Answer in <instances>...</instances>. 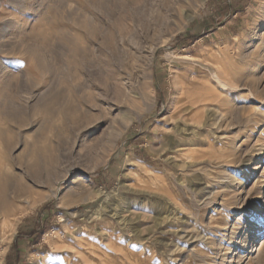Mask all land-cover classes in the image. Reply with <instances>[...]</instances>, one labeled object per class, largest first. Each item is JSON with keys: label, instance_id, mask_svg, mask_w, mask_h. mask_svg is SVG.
<instances>
[{"label": "rangeland", "instance_id": "rangeland-1", "mask_svg": "<svg viewBox=\"0 0 264 264\" xmlns=\"http://www.w3.org/2000/svg\"><path fill=\"white\" fill-rule=\"evenodd\" d=\"M203 1L0 0V176L58 160L0 264H264V0Z\"/></svg>", "mask_w": 264, "mask_h": 264}, {"label": "bare ground", "instance_id": "bare-ground-1", "mask_svg": "<svg viewBox=\"0 0 264 264\" xmlns=\"http://www.w3.org/2000/svg\"><path fill=\"white\" fill-rule=\"evenodd\" d=\"M190 1L191 0H182L183 6H184V4L189 3ZM205 1L206 0H204L203 2H205ZM131 2H132L133 5L136 6V7H133L132 6V8H131V12H132V10L133 11L134 10L136 11L138 5L141 4L142 0H131ZM124 3H125V1H124ZM127 3H129V2H127ZM147 3H148V1H147ZM126 6H125V8L127 9ZM181 6L182 5H179V7H181ZM121 9H123V7ZM129 9H130V7H129ZM147 9H148V7H147ZM123 10H121V11L124 12L125 10L124 11ZM139 11L140 10H138V13H139ZM179 11H177V12L179 13ZM126 13H127V11H126ZM144 14H145V12H144ZM129 16L131 17L132 21L134 22V20L136 19L135 16H134V14H131ZM145 18H146V16H145ZM127 19H129V18H127ZM135 25H136V23H135ZM72 88H70V90H68V91H66L67 89L63 90V93L64 94H61L60 93L63 97L61 95H58L57 94V93H59V91L58 92H56V91L55 92H52V93L57 94L56 96H61V97H56L55 96V98H51L50 97L51 95L49 94L50 95L49 98H51V99L48 98L49 100L47 102L45 101L47 99V95H46V97L44 96L46 98V99L44 98L45 99L44 101L47 104L42 99V102H44L43 108L45 107L44 108V111H45V115L46 116H45V119H44V124H45V129L46 130L52 131L53 128H54V124L57 123V120H58L57 118H60V117H63L64 119H66L68 121L72 120V123H74L75 121H77V123H78V121L80 120V119H78L79 116L81 118L83 117L84 119L86 118L85 117L86 115H83L82 116V113H80V109L82 107L80 109H79V107L81 105L80 106L77 105V103L80 102L79 101V98H78V95L80 94V91L78 89H72ZM64 91H66V92H64ZM52 97H54V96H52ZM100 106L101 105H99V107ZM83 108H84V106H83ZM100 109H99V111H100ZM101 110H103V108ZM85 111H87V110H85ZM100 112H102V111H100ZM1 113H4V112H1L0 111V114ZM8 116L10 117V116H13V115H8ZM12 119H15V118H12ZM12 119H11V121H15V120H12ZM86 120H87V118H86ZM92 120L89 119L90 122ZM83 122L84 121H82V123ZM17 125L20 128H22V129H25V128L28 127V125H26V123L23 122V121L17 123ZM74 126L75 125H73V127ZM68 131H69V129H68ZM3 132H4L3 129H1V127H0V135H2ZM42 138H43V136H42ZM57 139H58V143H60V141L62 140L59 135L57 136ZM44 140H45V143H43V141H41V139L37 136L36 137V140L33 142V144H31L32 145L31 148H30L31 150H29V153H28V155L30 156V160H29V163L30 164L28 166L30 168L29 171L32 172V182H31L32 185H31V183L25 182L24 181L25 180L24 178H23L24 180L23 179L14 180V179H11L10 176H5V175L0 176V235L4 238V240H8L14 234L15 225H16V222L19 219L18 216L24 212L22 210V208H21L22 207V203L25 202V199L30 198L33 195H35L34 194L35 193L34 187H43L44 185H49L50 182L52 181L53 177H54V174H55L54 173V171H55V165H57V161L58 160L55 157L51 156L50 155V152L51 151H54L55 147L53 148V146L46 145V143L48 142V138L46 136H45V139ZM26 148H28V147H26ZM26 166H27V164H26ZM27 169H28V167H27ZM53 194H55V193H53ZM48 198H49V195L48 196L47 195L46 196H43L42 198L39 197V199H36V200L34 199V201L32 203V206H36L37 203H41L42 201L47 200ZM112 211H114V210H112ZM263 229H264V226L258 228V231L259 232H258L257 236H255V237L261 236L263 234ZM262 239H264V237L259 238L258 241H261ZM245 242L246 241H244V239H243V244ZM257 242H254L253 247L259 246L260 244H263L264 243V241L263 242L261 241L262 243H257ZM243 251H244V253L247 252V248H246L245 245H243ZM230 252H231V250H230ZM246 257H248V256H245L244 258H242L240 260V262L242 263L245 260Z\"/></svg>", "mask_w": 264, "mask_h": 264}, {"label": "crops", "instance_id": "crops-1", "mask_svg": "<svg viewBox=\"0 0 264 264\" xmlns=\"http://www.w3.org/2000/svg\"><path fill=\"white\" fill-rule=\"evenodd\" d=\"M36 237V236H35Z\"/></svg>", "mask_w": 264, "mask_h": 264}]
</instances>
